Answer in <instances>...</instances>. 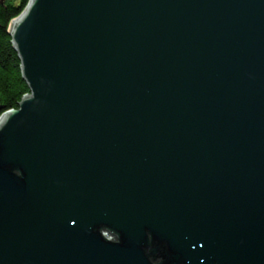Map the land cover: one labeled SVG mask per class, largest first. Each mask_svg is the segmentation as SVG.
Returning <instances> with one entry per match:
<instances>
[{"label": "water", "instance_id": "95a60500", "mask_svg": "<svg viewBox=\"0 0 264 264\" xmlns=\"http://www.w3.org/2000/svg\"><path fill=\"white\" fill-rule=\"evenodd\" d=\"M11 35L0 264H264V0H30Z\"/></svg>", "mask_w": 264, "mask_h": 264}, {"label": "trees", "instance_id": "16d2710c", "mask_svg": "<svg viewBox=\"0 0 264 264\" xmlns=\"http://www.w3.org/2000/svg\"><path fill=\"white\" fill-rule=\"evenodd\" d=\"M30 0H0V117L17 109L30 88L22 74L21 61L15 49L11 28Z\"/></svg>", "mask_w": 264, "mask_h": 264}]
</instances>
